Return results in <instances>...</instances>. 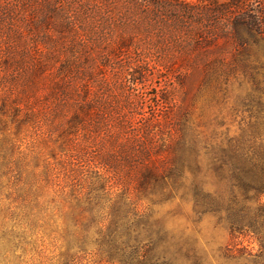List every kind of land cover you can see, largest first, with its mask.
Listing matches in <instances>:
<instances>
[{
	"label": "rangeland",
	"instance_id": "1",
	"mask_svg": "<svg viewBox=\"0 0 264 264\" xmlns=\"http://www.w3.org/2000/svg\"><path fill=\"white\" fill-rule=\"evenodd\" d=\"M203 1L206 33L213 32L210 17L218 7L228 30L210 50L229 65L222 82H203L198 75L194 83L183 71H152L136 86L132 73L108 68L92 70V81L82 88L83 101L95 106L97 120L109 121L112 134L122 121L129 127L137 118L138 126L139 114L153 112L157 94L168 90L174 111L181 109L190 122L191 136L202 137L200 172H187L182 185L144 196L137 189L141 162L130 155L142 148L126 138L129 129L121 142L129 150L113 156L105 132L85 124V132L70 134L45 78L34 81L38 92L28 99L16 97L32 86V57L48 58L63 48L55 46L57 18L44 0H0V106L7 97L10 104H25L21 117L29 121L18 138L13 124L5 134L13 135V158L21 164L0 179V264H264L258 181L245 176L239 185L219 162L239 137H250L252 150L264 149V0ZM44 64L48 77L54 65L49 59ZM180 78H186L182 86ZM8 115L12 122L15 113ZM1 119L0 113V129ZM165 140L169 135L158 138ZM111 158L119 160L116 168ZM194 181L201 184L200 198L193 196ZM116 201L139 202L140 208L110 204ZM113 218L121 224L117 229ZM115 230L122 239H107Z\"/></svg>",
	"mask_w": 264,
	"mask_h": 264
},
{
	"label": "trees",
	"instance_id": "2",
	"mask_svg": "<svg viewBox=\"0 0 264 264\" xmlns=\"http://www.w3.org/2000/svg\"><path fill=\"white\" fill-rule=\"evenodd\" d=\"M44 2L50 7V13L57 18L54 22L59 36L56 37L55 46L62 47L63 51L46 55L48 58L32 57L30 68L32 71L28 73L31 79H28V83L31 82L32 86L27 87V92L16 97L28 99L30 95L38 92L39 87H36L34 81L39 82V79L45 78L50 82V96L58 102L59 115L68 118L70 134L85 132V124L93 127L96 132H105L116 150L113 156L129 150L121 143L124 142L129 129L130 137L126 138L131 139L132 144L134 142L139 144L141 146L139 149L142 148L138 152H130V155L133 156L132 160L138 159L141 162L136 176L137 189L144 196L152 195L158 189L163 192L169 186L178 187L185 182L187 172L196 170L200 172V153L205 150L204 142L199 141L202 139L200 136H191L190 122L183 118L181 109L179 112L174 111L176 100L171 92L166 90L167 93L157 94L159 105L149 115L139 114L141 118L138 126L137 118L130 120L129 127L122 121L116 124L118 129L112 134L109 121L105 119L102 123L101 119L97 120L93 114L95 106L91 101H83L85 96L83 97L82 88L83 85L87 87V83L92 81L94 73L92 70L108 68L132 73V83L136 86L145 84L143 74L152 71L172 74L183 71L190 74L188 79L194 83L198 75L202 77L203 82L217 84L222 82L223 77L229 72V65L225 59L210 52L228 33L226 25L221 21L222 8H216L213 17H210L214 29L209 34L205 30L209 17L201 10L203 0H199L200 4L188 0H44ZM231 35L236 38L239 34ZM56 47L51 49V53ZM62 52L64 54H61ZM48 59L49 65L56 68L53 67L54 72L46 77L50 71L45 69L44 61ZM21 61L26 63L28 57L25 55ZM185 79H178V85L182 86ZM10 100L11 98L7 97L0 106V113L3 116L0 129V179L7 177V172H13L12 170L20 163V160L13 158L16 150V144L11 139L13 135L5 134L11 132L13 124L14 136L18 138L24 122L29 123L26 117H21L25 104L21 102L10 104ZM12 104L15 106L12 107ZM66 109L70 110L68 115L65 114ZM9 111L15 113L12 122L9 121ZM165 134L169 135V140L160 143L158 138ZM230 142L232 143L228 144L229 153L225 152L219 159L222 168L239 185L244 184L245 176L255 182L258 181L259 186L254 191L258 198H262L264 149L252 150L256 145L250 137L247 139L239 137ZM111 161L113 168L120 164L115 158H111ZM110 164L111 162L108 166ZM158 165H162L161 169ZM253 172L256 176H252ZM200 185L198 181L192 184L194 198H200L202 192ZM138 203L116 201L110 204L140 208ZM117 221V218L112 220L116 229L121 226ZM114 232L117 233L115 236H112L113 232L106 233L107 239L121 240L120 233L116 230Z\"/></svg>",
	"mask_w": 264,
	"mask_h": 264
}]
</instances>
